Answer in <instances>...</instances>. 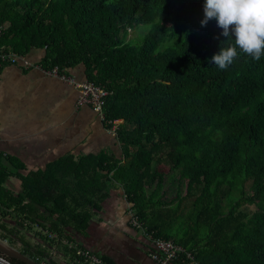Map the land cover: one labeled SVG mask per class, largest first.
Returning a JSON list of instances; mask_svg holds the SVG:
<instances>
[{"label":"trees","instance_id":"1","mask_svg":"<svg viewBox=\"0 0 264 264\" xmlns=\"http://www.w3.org/2000/svg\"><path fill=\"white\" fill-rule=\"evenodd\" d=\"M0 27L5 51L44 50L42 67L60 73L81 64L109 91L103 119L121 120L122 149L66 154L21 176L19 194L0 154L2 240L61 264L43 232L46 247L25 233L74 242L113 182L148 231L193 256L170 264H264V0H0Z\"/></svg>","mask_w":264,"mask_h":264},{"label":"crops","instance_id":"2","mask_svg":"<svg viewBox=\"0 0 264 264\" xmlns=\"http://www.w3.org/2000/svg\"><path fill=\"white\" fill-rule=\"evenodd\" d=\"M44 55V50L35 49L28 58L40 62ZM62 74L77 81L86 79L81 64ZM80 93L79 85L65 78L0 61V154L3 164L12 172L6 183L10 191L21 193L24 183L21 176L45 170L66 154L76 159L103 151L121 155V144L112 127L92 106L79 103ZM107 193L88 229L71 233L73 243L114 264H158L153 257L154 246L143 231L130 224L128 211L132 206L122 186L111 182ZM32 229L29 232L32 242H28L46 247L34 235L36 230L49 231L36 224ZM12 246L19 250L23 247L21 242ZM61 253L56 261L71 264L70 256Z\"/></svg>","mask_w":264,"mask_h":264},{"label":"built area","instance_id":"3","mask_svg":"<svg viewBox=\"0 0 264 264\" xmlns=\"http://www.w3.org/2000/svg\"><path fill=\"white\" fill-rule=\"evenodd\" d=\"M3 27H0V41L3 36ZM0 61L7 64H14V66H21L26 70L30 69H39L44 70L45 73L51 76H60L65 78L66 80L76 83L79 85L81 93L79 97V103L89 104L90 106L97 111L102 118H104L103 114V105L104 99L109 94L105 88L95 85L93 82L85 80V81H77L76 78L72 76H65V74L60 75V71L58 68L53 69H44L40 62L32 61L27 56L20 55L16 52H7L4 48H0ZM121 120L114 119L112 130L116 134V128L118 123ZM130 224L132 227L143 231L144 235H146L148 241L154 246V259L158 262V264H170L173 260L177 259V257L181 253H185L186 250L180 244L173 243L172 241L161 239L155 235L154 232H150L146 227L140 222L139 217L132 209V207L128 211ZM44 235L47 236L50 242H54L52 247L48 248V259L56 261L57 256L61 255V251L57 248L59 246H67L69 249L74 251V260H70L71 264H107L103 261L102 257L89 249H83L75 245L73 242L68 241L64 237H60L57 233L52 232H44ZM5 242L9 243L7 240ZM187 257L193 260V256L191 252H186ZM0 256L6 257L0 253ZM71 259V257H69ZM7 260V259H6ZM8 261V260H7ZM10 262V261H9ZM58 263V261H56ZM39 264H48L47 261H42ZM197 264V263H192Z\"/></svg>","mask_w":264,"mask_h":264},{"label":"water","instance_id":"4","mask_svg":"<svg viewBox=\"0 0 264 264\" xmlns=\"http://www.w3.org/2000/svg\"><path fill=\"white\" fill-rule=\"evenodd\" d=\"M0 253L5 255L6 257H10V259L21 260L26 264H39L21 250L15 248L11 244L1 239H0ZM0 264H12V263L4 259V257L0 256Z\"/></svg>","mask_w":264,"mask_h":264},{"label":"rangeland","instance_id":"5","mask_svg":"<svg viewBox=\"0 0 264 264\" xmlns=\"http://www.w3.org/2000/svg\"><path fill=\"white\" fill-rule=\"evenodd\" d=\"M147 31H148V27H145V26L136 27L135 29H132L129 32L127 39L128 40H132V41H136V42L140 41V38L143 37V35L145 34V32L147 33ZM81 81H85V80H81ZM165 188H166V186H165ZM168 196H169V194H168ZM249 209L254 210V207L250 206ZM32 230H34V229H32ZM36 232H37V230H36ZM30 235H31V233H29V235L27 234L26 240L29 241V242H32V239H30ZM32 237H33V235H32ZM18 249H19V247H18Z\"/></svg>","mask_w":264,"mask_h":264},{"label":"flooded vegetation","instance_id":"6","mask_svg":"<svg viewBox=\"0 0 264 264\" xmlns=\"http://www.w3.org/2000/svg\"><path fill=\"white\" fill-rule=\"evenodd\" d=\"M5 256V255H4ZM6 257V256H5ZM30 257V256H29ZM6 259L9 261V260H11L10 259V257H6ZM15 260H18V259H15ZM19 261H21V260H19ZM21 262H23V261H21ZM26 264V263H25Z\"/></svg>","mask_w":264,"mask_h":264}]
</instances>
